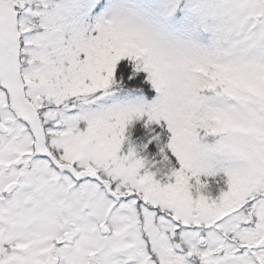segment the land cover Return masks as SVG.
<instances>
[{
    "label": "snow or ice",
    "instance_id": "snow-or-ice-1",
    "mask_svg": "<svg viewBox=\"0 0 264 264\" xmlns=\"http://www.w3.org/2000/svg\"><path fill=\"white\" fill-rule=\"evenodd\" d=\"M0 264H264V0H0Z\"/></svg>",
    "mask_w": 264,
    "mask_h": 264
}]
</instances>
